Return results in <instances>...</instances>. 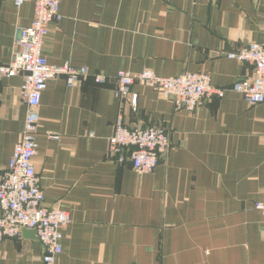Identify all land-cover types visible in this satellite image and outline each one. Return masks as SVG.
<instances>
[{"label": "crops", "instance_id": "crops-1", "mask_svg": "<svg viewBox=\"0 0 264 264\" xmlns=\"http://www.w3.org/2000/svg\"><path fill=\"white\" fill-rule=\"evenodd\" d=\"M60 14L44 40L47 61L109 78L190 72L230 88L253 68L226 53L264 40V0H60ZM32 17L31 1L0 0V65ZM22 82L0 78V176L24 126ZM116 87L89 77L68 88L60 77L41 95L33 166L45 206L71 220L55 264H264V218L254 209L264 203V104L228 91L188 112L135 84L133 108ZM120 115L127 128L169 132L170 149L148 175L128 154L106 157ZM0 251V264H42L44 253L23 233Z\"/></svg>", "mask_w": 264, "mask_h": 264}, {"label": "built area", "instance_id": "built-area-1", "mask_svg": "<svg viewBox=\"0 0 264 264\" xmlns=\"http://www.w3.org/2000/svg\"><path fill=\"white\" fill-rule=\"evenodd\" d=\"M16 8L31 1L33 17L27 27L17 30L11 61L0 65V78L21 76L20 96L27 107L21 138L13 148L7 168L0 176V246L5 238H18L23 230L34 231L42 246V264H55L62 254L63 230L71 222L67 212L45 206L33 159L37 154V129L41 95L47 82L63 78L68 88L91 77L97 85L113 80L115 98H127L133 108L137 95L130 88L137 84L159 92L171 100L176 110L192 112L210 100L234 92L250 105L264 104V40L252 42L226 57L254 67L252 78L237 80L230 88L211 84L207 74L185 72L176 77H158L149 70L131 74L117 72L113 78L90 74L85 67L69 64H50L43 55V44L51 23L59 22L60 0H10ZM106 157L116 162L128 154L133 171L138 176L148 175L170 149L169 132L163 127H133L123 125L120 115L112 136L107 141ZM264 218V203L254 204ZM1 256V251H0Z\"/></svg>", "mask_w": 264, "mask_h": 264}, {"label": "water", "instance_id": "water-1", "mask_svg": "<svg viewBox=\"0 0 264 264\" xmlns=\"http://www.w3.org/2000/svg\"><path fill=\"white\" fill-rule=\"evenodd\" d=\"M22 233H23V234H28V235H30V236H35L34 231H30V230H23Z\"/></svg>", "mask_w": 264, "mask_h": 264}, {"label": "rangeland", "instance_id": "rangeland-1", "mask_svg": "<svg viewBox=\"0 0 264 264\" xmlns=\"http://www.w3.org/2000/svg\"><path fill=\"white\" fill-rule=\"evenodd\" d=\"M248 45V44H247ZM248 64V63H247ZM251 65V64H250ZM252 66V65H251ZM252 68H253V72H252V75L249 77V78H252L253 77V75H254V67L252 66Z\"/></svg>", "mask_w": 264, "mask_h": 264}]
</instances>
